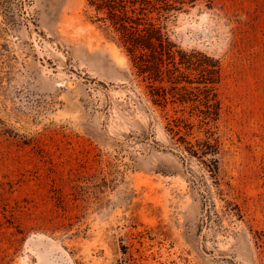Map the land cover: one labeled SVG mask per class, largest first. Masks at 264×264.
<instances>
[{
  "label": "rangeland",
  "instance_id": "1",
  "mask_svg": "<svg viewBox=\"0 0 264 264\" xmlns=\"http://www.w3.org/2000/svg\"><path fill=\"white\" fill-rule=\"evenodd\" d=\"M135 1L0 0V264H264V0Z\"/></svg>",
  "mask_w": 264,
  "mask_h": 264
},
{
  "label": "trees",
  "instance_id": "2",
  "mask_svg": "<svg viewBox=\"0 0 264 264\" xmlns=\"http://www.w3.org/2000/svg\"><path fill=\"white\" fill-rule=\"evenodd\" d=\"M100 1H101V4L99 5V7H96L97 11H102V10L106 9L108 11L107 14H108V18L111 20V24H113V26H114L115 24H117L115 22H118L120 24V27L123 30V28L126 27V26H123V23L126 22L127 19H124V18L121 19L120 17H117L116 15H114V13L109 11L110 3L115 2L116 0H100ZM186 1L191 3V2H194L195 0H186ZM129 2L131 4H133L134 2H137V1L129 0ZM89 4L92 5L93 3H89ZM113 16H116V19ZM118 20H120V21H118ZM127 23H128V21H127ZM135 26H136V29H140L138 27L139 24L135 23ZM116 29H117V27H116ZM117 30L119 31V29H117ZM144 32H145V35L142 38L136 39L138 41L135 42L136 45H134V47L139 48L141 50H148L150 52H160L161 51L160 49H163V46H162L161 39H160L159 35L157 34V31L155 29H151V30L147 29V31H144ZM169 53H170V51H169ZM171 54H172V52H171ZM185 60L186 59L183 57V55H180L179 63L182 64L183 62H185Z\"/></svg>",
  "mask_w": 264,
  "mask_h": 264
}]
</instances>
